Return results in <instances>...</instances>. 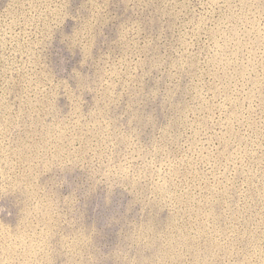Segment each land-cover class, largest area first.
Returning a JSON list of instances; mask_svg holds the SVG:
<instances>
[{"label": "rangeland", "instance_id": "rangeland-1", "mask_svg": "<svg viewBox=\"0 0 264 264\" xmlns=\"http://www.w3.org/2000/svg\"><path fill=\"white\" fill-rule=\"evenodd\" d=\"M0 264H264V0H0Z\"/></svg>", "mask_w": 264, "mask_h": 264}]
</instances>
